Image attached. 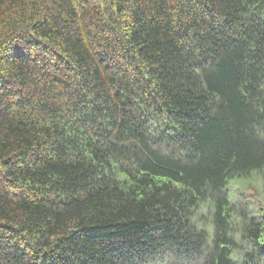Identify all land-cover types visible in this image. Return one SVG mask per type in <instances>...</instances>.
<instances>
[{
    "label": "trees",
    "instance_id": "trees-1",
    "mask_svg": "<svg viewBox=\"0 0 264 264\" xmlns=\"http://www.w3.org/2000/svg\"><path fill=\"white\" fill-rule=\"evenodd\" d=\"M263 169L264 0H0V264H264Z\"/></svg>",
    "mask_w": 264,
    "mask_h": 264
},
{
    "label": "rangeland",
    "instance_id": "rangeland-1",
    "mask_svg": "<svg viewBox=\"0 0 264 264\" xmlns=\"http://www.w3.org/2000/svg\"><path fill=\"white\" fill-rule=\"evenodd\" d=\"M264 174V169L261 173L252 172L243 178H238L231 180L228 183V198L229 201L237 206L244 204L251 208L255 207L256 209L264 205L263 191H262V175ZM210 217V214L207 216ZM181 262L179 264H183ZM151 264H168L164 259H157ZM185 264H192L185 263Z\"/></svg>",
    "mask_w": 264,
    "mask_h": 264
}]
</instances>
